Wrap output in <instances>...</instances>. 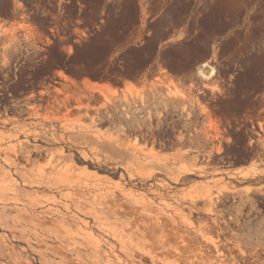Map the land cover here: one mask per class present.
I'll return each mask as SVG.
<instances>
[{"label":"rangeland","instance_id":"rangeland-1","mask_svg":"<svg viewBox=\"0 0 264 264\" xmlns=\"http://www.w3.org/2000/svg\"><path fill=\"white\" fill-rule=\"evenodd\" d=\"M0 80V264H264V0H0Z\"/></svg>","mask_w":264,"mask_h":264},{"label":"flooded vegetation","instance_id":"flooded-vegetation-1","mask_svg":"<svg viewBox=\"0 0 264 264\" xmlns=\"http://www.w3.org/2000/svg\"><path fill=\"white\" fill-rule=\"evenodd\" d=\"M4 76H7V74H1V79L3 81H5ZM2 80H0V89L4 88L6 90L7 85L3 84ZM11 84H13V82H11L9 85ZM8 96H10V94H8ZM11 106L18 107L17 105H14V104H12ZM194 118L196 119H194L193 122L185 123V124H191L190 126H193V125L198 126L200 124L207 125V123L205 122L206 120L205 114L201 113L198 110V108L196 109V116H194ZM227 128L229 129V126L223 127L221 130V134L218 136L214 134L209 135L211 137L209 141L210 143H212V146L217 145L215 144V142H217L219 144L222 143L223 148H225L227 144V137L225 136V134L228 133ZM192 129L196 130L193 127ZM190 136H192V134L188 132V129L184 126V123H180L178 127L164 125L159 131V133L154 137L149 134H145V137L147 138L146 141L155 142L159 146L168 147V148H170L172 145H175V144L185 143V142L190 141V138H189ZM214 153H215L214 155L219 156L216 159L217 162L220 163L218 165L219 168H222V169L230 168V162H229L230 156L226 154L225 149L221 152L215 151ZM205 155L207 156L208 154H205ZM200 156L202 157L201 161L203 160L206 162L214 161L208 158L205 159L203 154H200ZM259 204L261 206L260 211L263 213L264 212V197L262 195L260 196Z\"/></svg>","mask_w":264,"mask_h":264},{"label":"bare ground","instance_id":"bare-ground-1","mask_svg":"<svg viewBox=\"0 0 264 264\" xmlns=\"http://www.w3.org/2000/svg\"><path fill=\"white\" fill-rule=\"evenodd\" d=\"M27 27V26H25ZM24 26L20 25L19 28L21 29H25ZM5 31V30H4ZM26 31V30H25ZM30 32V31H29ZM13 34V33H12ZM5 63V61H3V64ZM197 78H199L202 82H210L211 80H213V78L215 77V70L213 68H211L209 65L207 64H203L201 65L198 69H197V74H196ZM215 127V130L218 132L217 127L215 126L216 124H212L211 127ZM218 134V133H217ZM220 150V149H219ZM209 196V195H208ZM211 201V200H210Z\"/></svg>","mask_w":264,"mask_h":264},{"label":"crops","instance_id":"crops-1","mask_svg":"<svg viewBox=\"0 0 264 264\" xmlns=\"http://www.w3.org/2000/svg\"><path fill=\"white\" fill-rule=\"evenodd\" d=\"M248 167L247 166H237V167H233V168H229L228 170H225L226 174L228 175H238L241 172H243L244 170H246Z\"/></svg>","mask_w":264,"mask_h":264}]
</instances>
